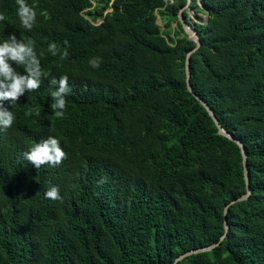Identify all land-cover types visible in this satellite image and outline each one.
Wrapping results in <instances>:
<instances>
[{"label": "trees", "instance_id": "1", "mask_svg": "<svg viewBox=\"0 0 264 264\" xmlns=\"http://www.w3.org/2000/svg\"><path fill=\"white\" fill-rule=\"evenodd\" d=\"M203 1L191 83L247 149L252 192L235 204L247 193L241 147L187 86L197 45L179 18L187 0H26L30 31L16 0H0V43L33 39L50 74L0 102L15 116L0 127V264H264V0ZM191 11L205 13L193 0L188 23ZM65 75L56 118L49 80ZM49 135L67 158L35 168L24 153ZM53 186L61 200L45 198Z\"/></svg>", "mask_w": 264, "mask_h": 264}, {"label": "clouds", "instance_id": "2", "mask_svg": "<svg viewBox=\"0 0 264 264\" xmlns=\"http://www.w3.org/2000/svg\"><path fill=\"white\" fill-rule=\"evenodd\" d=\"M18 4V17L22 26L31 30L36 22L37 12L30 6L26 0H16ZM6 17L0 14V21ZM65 45L68 41H64ZM48 51L52 55H57L60 51L56 43H50ZM68 52L65 50L61 53V59H66ZM100 57H94L89 61L93 68H99L101 63ZM13 64L23 68V74L17 71ZM50 74L45 72L40 63V59L35 51V41L31 38L17 39L15 33L9 35L0 43V102L10 101L11 104L25 95L26 92H35L41 87L42 78H48ZM51 87L55 90L51 92L53 103L50 107L56 118H63L66 110L67 101L65 97L71 92L68 77L61 76L58 80L52 77L49 80ZM35 112L37 116L40 113V107L30 108L25 115H31ZM15 116L12 111L0 106V127L8 129L12 127ZM67 154L60 146V141L52 135L47 139L41 140L34 144L27 152L24 153V159L31 163L35 168L43 165L59 166ZM106 182V179L98 181L99 184ZM45 198L51 200H61L59 189L56 186L51 187L45 192Z\"/></svg>", "mask_w": 264, "mask_h": 264}, {"label": "water", "instance_id": "3", "mask_svg": "<svg viewBox=\"0 0 264 264\" xmlns=\"http://www.w3.org/2000/svg\"><path fill=\"white\" fill-rule=\"evenodd\" d=\"M193 0H187V4L186 6H184L183 8H181L180 12H179V18L183 24L184 30L187 33L188 37L192 40H194L196 42V47L190 51L187 55V60H186V74H187V86L189 91L202 103V105L207 109L208 113L210 114V116L213 118L214 122L216 123L217 127H218V132L219 134L228 137L230 140L236 142L240 147H241V151L243 154V158H244V168H245V179L247 182V193L242 195L241 197L235 199L234 201H232L231 204H235L239 201H243L249 198L252 189L250 186V174H249V168H248V153H247V149L245 147V144L238 139L237 137H235L233 134H231L230 132H228L227 130H225V128L223 127V125L221 124V121L219 120V118L217 117V115L215 114V112L213 111V109L210 107V105L203 99L201 98L195 91L193 88V85L191 83V56L193 55L194 52H196L199 47L201 46L202 42H201V38L200 35L195 27L196 22H200L199 19H196L195 23H188L185 19L184 16V12L186 10L190 9V6L192 4ZM200 5L206 9V6L204 5V1L203 0H199ZM195 16L197 18L200 17V15L195 14ZM210 19V13H207V17L206 20L203 21V23L208 22ZM229 211V206H227L226 208V215H225V227H226V233L222 236V240L226 237L227 232L230 229V226L228 224V220H227V213ZM220 243H215L213 245H210L208 247H204V248H199V249H194V250H190L185 254H182L180 257L177 258L176 262L182 261L184 260L186 257L191 256L193 254H197V253H201V252H205V251H210L212 249H214L215 247H217Z\"/></svg>", "mask_w": 264, "mask_h": 264}, {"label": "crops", "instance_id": "4", "mask_svg": "<svg viewBox=\"0 0 264 264\" xmlns=\"http://www.w3.org/2000/svg\"><path fill=\"white\" fill-rule=\"evenodd\" d=\"M200 7L203 8L201 5H200ZM208 12H209V11H208V9L206 8V9H205V13H204V14H200V17L197 18V17L195 16V14H196L195 11H191V15H190V16H191V18H192V23H195V22H196V19H199V21H201V20L203 19V17L206 18ZM205 20H206V19H205ZM205 20H204V21H205ZM174 27H175V26H174Z\"/></svg>", "mask_w": 264, "mask_h": 264}, {"label": "rangeland", "instance_id": "5", "mask_svg": "<svg viewBox=\"0 0 264 264\" xmlns=\"http://www.w3.org/2000/svg\"><path fill=\"white\" fill-rule=\"evenodd\" d=\"M97 1H98V0H94V2H93L94 6H96V5H97ZM203 19L205 20L206 18H205V17H203ZM203 19H202V21H204ZM159 23H160L161 25H163V23H162V21H161V18H159ZM174 26H176V23H175V24H173V28L171 29V32H172V33H173V32H174V30H175ZM163 29H165V28L163 27Z\"/></svg>", "mask_w": 264, "mask_h": 264}]
</instances>
